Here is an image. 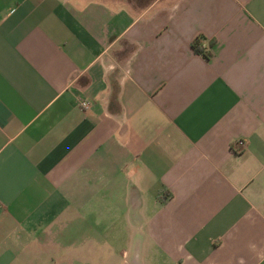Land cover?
<instances>
[{"label": "crops", "instance_id": "1", "mask_svg": "<svg viewBox=\"0 0 264 264\" xmlns=\"http://www.w3.org/2000/svg\"><path fill=\"white\" fill-rule=\"evenodd\" d=\"M0 264H264V0H0Z\"/></svg>", "mask_w": 264, "mask_h": 264}, {"label": "trees", "instance_id": "2", "mask_svg": "<svg viewBox=\"0 0 264 264\" xmlns=\"http://www.w3.org/2000/svg\"><path fill=\"white\" fill-rule=\"evenodd\" d=\"M208 45L211 46V43H209ZM190 48H191L192 52H194L197 55H200L203 59L207 60L210 58V53L207 51L203 52L202 49L200 48L199 40H197V39L193 40L190 44Z\"/></svg>", "mask_w": 264, "mask_h": 264}, {"label": "built area", "instance_id": "3", "mask_svg": "<svg viewBox=\"0 0 264 264\" xmlns=\"http://www.w3.org/2000/svg\"><path fill=\"white\" fill-rule=\"evenodd\" d=\"M200 48L201 49H206L203 45H200ZM88 103L86 101H79L78 103V108L81 110V111H84L86 109H88ZM237 146L241 147V142H237L236 144Z\"/></svg>", "mask_w": 264, "mask_h": 264}]
</instances>
